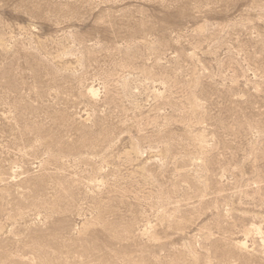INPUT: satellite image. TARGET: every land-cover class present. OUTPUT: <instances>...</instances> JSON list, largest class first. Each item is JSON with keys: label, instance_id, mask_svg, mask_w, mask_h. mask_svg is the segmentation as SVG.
Returning <instances> with one entry per match:
<instances>
[{"label": "rangeland", "instance_id": "374dc122", "mask_svg": "<svg viewBox=\"0 0 264 264\" xmlns=\"http://www.w3.org/2000/svg\"><path fill=\"white\" fill-rule=\"evenodd\" d=\"M0 264H264V0H0Z\"/></svg>", "mask_w": 264, "mask_h": 264}, {"label": "bare ground", "instance_id": "6f19581e", "mask_svg": "<svg viewBox=\"0 0 264 264\" xmlns=\"http://www.w3.org/2000/svg\"><path fill=\"white\" fill-rule=\"evenodd\" d=\"M90 93H91L92 97L95 95V93L93 92L92 89L90 90Z\"/></svg>", "mask_w": 264, "mask_h": 264}]
</instances>
